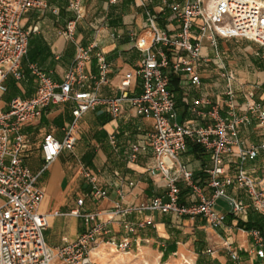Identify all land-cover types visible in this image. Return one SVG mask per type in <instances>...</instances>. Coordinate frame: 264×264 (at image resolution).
I'll list each match as a JSON object with an SVG mask.
<instances>
[{
	"label": "built area",
	"instance_id": "built-area-1",
	"mask_svg": "<svg viewBox=\"0 0 264 264\" xmlns=\"http://www.w3.org/2000/svg\"><path fill=\"white\" fill-rule=\"evenodd\" d=\"M162 1L173 13L177 29L162 27L160 13L142 1L141 6L145 7L143 32L133 34L132 43L143 54V59L137 72L123 77L119 95L100 93L101 88L110 83L112 64L95 40L89 45H77L75 59L62 82H57L51 72L32 66L37 79L35 95L15 97L9 109L0 112V264H101L94 254L99 244L130 253L132 235L155 224L148 217L132 220L136 214L202 217L214 227H227L229 216L239 221L248 220L251 210L264 218V186L246 168L247 163L264 153V141L248 144L241 137L242 128L251 125L254 119L264 127V100L258 97L255 88L245 90L237 84L234 74L224 71L227 114L223 113L224 105L210 96L190 98L185 92L184 101L196 119L181 123L174 87L175 83L181 88L200 85L204 65L213 59L219 64L223 62L219 51L223 39L246 38L264 46V0ZM44 7L46 3L42 0H0V94L8 92L9 78L17 81L25 78L23 64L36 29H26L23 18L30 9ZM69 9L75 17L68 22L65 34L74 40L78 24L86 16L83 0H70ZM206 45L214 50L213 59L204 54ZM94 58L98 66L96 73L88 70ZM220 68L225 69V66L220 65ZM134 77L141 80L140 94H131ZM70 101L74 102V119L65 126L62 138L53 133L44 136L41 144L44 163L41 170L34 173L26 162L29 140L25 128L41 118L51 104ZM126 106L133 108L138 116L153 120V131L144 143L132 146L130 160L136 161L142 150L150 149L155 160L150 172L165 182V193L139 204L118 203L106 211L107 218L103 217V211L84 212L81 206L86 197L80 198L79 207L70 212H43L41 206L46 192L38 181L64 151H75L80 120L101 107L117 118ZM111 140L116 143L115 136ZM193 145L202 146L212 155L210 195L196 182L194 172L180 163V156ZM228 158L236 160L235 173L227 170ZM83 173L93 185L88 197L93 201L106 198L108 191L99 186L96 174L85 167ZM181 181L193 192L189 204L181 203ZM231 187L245 190L251 202L231 195ZM219 199L228 201L229 212L217 208ZM62 215L82 218L85 230L76 240L54 249L48 245L45 231L52 218ZM113 223L126 228L128 235L123 240L112 235ZM236 227L250 237L249 254L256 255L264 264V230L258 227L246 230L238 224ZM225 249L233 262L242 261L241 250L234 247V242L226 241Z\"/></svg>",
	"mask_w": 264,
	"mask_h": 264
},
{
	"label": "crops",
	"instance_id": "crops-1",
	"mask_svg": "<svg viewBox=\"0 0 264 264\" xmlns=\"http://www.w3.org/2000/svg\"><path fill=\"white\" fill-rule=\"evenodd\" d=\"M42 1L46 3V7L32 8L24 15V27L32 31L36 29L31 35L29 52L23 64L25 78L21 81L12 77L8 79V92L0 94V112L8 110L10 102L15 97L30 98L35 95L37 79L32 72V66L51 72L57 82H62L75 59L77 45L80 43L89 45L95 40L98 41L99 48L105 52L112 64L110 83L104 85L100 93L104 96L119 95L123 77L129 72H137L143 59V54L132 43V35L143 32L145 7L141 6L142 1H145L149 8L160 13L162 27L168 30L177 29L173 13L162 0H117L116 2L83 0L86 16L78 24L75 39L71 40L65 34L68 22L75 17V13L69 9L70 0ZM173 1L168 0V3ZM210 51L212 55H215L214 50L206 45L204 54L211 56ZM88 70L98 72L96 58L93 59ZM254 83H257L256 80ZM216 85L206 86L202 81L198 86L181 88L175 83L178 121L184 123L196 119L189 105L184 101L185 92L190 98L208 95L215 102H221L224 105L223 113L226 115L228 108L225 104L224 87ZM254 88L258 97L264 100V77L245 90ZM141 91V80L139 77H134L131 94H140ZM242 95H240L241 104L244 101ZM73 106V101L65 104H51L41 118L25 128L29 140L26 162L34 173H38L44 163L41 151L44 136L47 133H53L59 138L63 137L65 126L74 119ZM201 121L206 122L203 119ZM152 131V118L138 116L130 106H126L124 113L117 118L103 107L88 112L80 120L75 151H64L38 181L46 192V199L41 210L70 212L79 207L80 198L86 197L81 209L84 212L103 211L105 212L103 217L107 218L106 211L111 210L118 203L139 204L164 194L165 182L150 172V168L155 163L153 152L150 149L142 150L136 161L130 160L132 146L136 143H144ZM112 136H115L116 143L112 142ZM241 137L248 144L261 143L264 141V127H261L257 119H254L251 125L242 128ZM235 161V158L227 160V170L230 173L236 171ZM180 163L194 172L196 182L205 187L208 195L212 194V189L208 186L209 172L214 168L210 152L202 146H190L188 151L180 156ZM84 167L96 174L99 186L108 191L106 198L93 201L88 197L93 191V185L88 179L82 178ZM246 168L252 177L264 186V153L258 159L247 163ZM180 186L182 188L181 203L189 204L192 201L193 192L183 181L180 182ZM229 193L247 203L251 202L245 190L231 187ZM218 204L217 208L220 211L229 212L230 205L226 209L224 206L219 207ZM252 211L254 210H251L250 214ZM145 217L152 218L155 224L132 235V246H138L140 250L146 247L142 245L143 242L153 241L160 243L163 256L165 252L167 255L177 254L180 250V241L177 237L172 238L171 235L178 232L184 225L191 232L202 234L204 230L207 236L210 235L209 231L217 230L218 236L223 240V247L226 241L234 242V247L241 250L242 259H250L253 264H259L262 261L256 255L249 254L250 237L236 227L237 224L239 225V220L233 216H229L227 227L211 226L202 217L179 218L161 213H151L147 216L136 214L131 219L137 221ZM111 227L112 235L117 236L119 241L128 235L126 228L119 226L118 223H113ZM84 230L85 224L82 218L62 215L52 218L45 231V237L48 245L55 249L76 240ZM206 239L209 240V238ZM193 241H196V238ZM174 245L176 251L171 252ZM105 249L106 244L101 243L95 251L104 254Z\"/></svg>",
	"mask_w": 264,
	"mask_h": 264
},
{
	"label": "rangeland",
	"instance_id": "rangeland-1",
	"mask_svg": "<svg viewBox=\"0 0 264 264\" xmlns=\"http://www.w3.org/2000/svg\"><path fill=\"white\" fill-rule=\"evenodd\" d=\"M219 51L223 62L219 64L211 60L203 67L202 81L206 86L217 84L216 86L224 87L226 83L222 75L224 71L234 74L237 84L246 89L257 84L264 77V46L261 44L246 38L223 39L220 41ZM210 52L211 58H214L212 51ZM220 65L225 66V69H221ZM255 80L257 83H254ZM81 176L83 179H87L83 169ZM218 205L219 207L224 206L226 209L229 207V203L225 199H220ZM255 213L261 216L257 212ZM209 232V236L204 230H202V234L191 232L182 225L178 232L171 235L172 238L177 237L180 241V250L177 254H169L168 257L163 256L159 242L151 241L143 242L142 245L146 247H142V250L138 249V246H132L130 253H124L121 250L112 252L111 246L106 245L105 255L99 261L102 264H253L250 259L245 258L240 263L233 262L223 247L224 243L218 236L219 232L217 230ZM193 236L196 241H193ZM112 247L116 249L115 246ZM209 249L212 252H209Z\"/></svg>",
	"mask_w": 264,
	"mask_h": 264
},
{
	"label": "trees",
	"instance_id": "trees-1",
	"mask_svg": "<svg viewBox=\"0 0 264 264\" xmlns=\"http://www.w3.org/2000/svg\"><path fill=\"white\" fill-rule=\"evenodd\" d=\"M239 227L246 229V230H249L254 227H258L264 230V221L261 216L257 215L254 211H252L248 221H243V220L239 221ZM174 251H176L175 245L173 246V250H171V252H174ZM164 256L165 257L168 256L166 252Z\"/></svg>",
	"mask_w": 264,
	"mask_h": 264
},
{
	"label": "bare ground",
	"instance_id": "bare-ground-1",
	"mask_svg": "<svg viewBox=\"0 0 264 264\" xmlns=\"http://www.w3.org/2000/svg\"><path fill=\"white\" fill-rule=\"evenodd\" d=\"M111 250H112V252H117V249H114V247L111 248ZM94 254L97 256L98 260H100V258H101L103 255H105V253H104V254H103V253H99L98 251H95V250H94ZM147 264H148V263H147Z\"/></svg>",
	"mask_w": 264,
	"mask_h": 264
}]
</instances>
